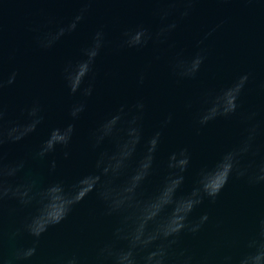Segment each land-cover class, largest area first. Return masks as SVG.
Segmentation results:
<instances>
[{
	"label": "water",
	"instance_id": "obj_1",
	"mask_svg": "<svg viewBox=\"0 0 264 264\" xmlns=\"http://www.w3.org/2000/svg\"><path fill=\"white\" fill-rule=\"evenodd\" d=\"M84 7L88 11L75 32L61 37L51 49L38 46V35L67 25ZM167 7L157 0H92L89 4L82 0H0L3 76L7 80L13 72L17 74L15 82L3 91L5 121L22 119L23 110L37 101L45 115L36 133L5 146L8 159H27V170L47 181L56 178L48 174L49 162L55 158L56 174L71 181L91 167L86 140L96 119L121 106L127 111L137 100L146 104V138L172 115V122L163 129L158 162H165L179 147L187 146L191 152L192 163L177 195L190 191L199 169L237 144L250 123L259 125L256 145L264 156V0H197L184 18L180 12L186 5L178 3L166 21L178 25L167 42L150 41L140 49L119 47L128 29L142 25L156 32L162 24L158 10ZM98 29L105 32L106 45L96 60L93 95H72L61 70L67 61L80 58L81 48L91 42ZM198 51H203L205 60L194 78L173 75L170 65L177 53L190 58ZM141 74L145 77L142 85L138 82ZM245 74L249 79L237 112L217 118L197 133L194 118L206 109L210 94ZM80 100H86L87 110L77 124L71 159L64 160L58 152L48 160L33 161L31 154L48 130L64 123L69 106ZM251 112L257 115L249 122L245 117ZM158 181L159 174L145 190L151 192ZM32 211L14 200L5 202L0 218V250L5 258L18 248L32 246L34 238L26 232L14 239L10 235ZM103 211L94 195L85 198L65 221L39 238L36 254L19 264H61L73 255L81 264H95L98 247L112 238L118 223L115 216H105ZM205 213L209 218L201 230L195 235L182 234L176 251L191 255L193 264L204 258L208 264H222L223 257L246 251L247 240L258 233L264 219V183L253 185L246 179L230 178L215 202L206 200L190 219L198 221Z\"/></svg>",
	"mask_w": 264,
	"mask_h": 264
},
{
	"label": "clouds",
	"instance_id": "obj_2",
	"mask_svg": "<svg viewBox=\"0 0 264 264\" xmlns=\"http://www.w3.org/2000/svg\"><path fill=\"white\" fill-rule=\"evenodd\" d=\"M82 2L89 4L92 0ZM157 2L169 6L158 10L161 27L156 32L142 25L124 31L120 48L140 49L150 41L167 42L178 26L175 21L166 22L175 5H186L180 12V17L184 18L190 15L191 6L197 0ZM87 11V7L81 8L80 14L67 25L38 35V46L51 49L61 37L75 32ZM105 45V32L98 29L91 42L81 48L80 58L64 64L61 77L70 94L79 92L85 98L93 95L95 64ZM204 60L203 51L196 52L190 58L177 53L170 68L177 78L191 79L200 71ZM16 75L13 72L7 80L4 79L0 56V218L8 200L16 201L21 207L32 208V213L21 228L10 235L14 239L26 232L34 239L31 247L18 248L8 258L0 250L3 264H19L33 257L39 238L49 228L65 221L75 206L90 195H94L103 205L105 216L118 219L112 238L98 247L95 264H193V257L183 250L176 251V246L180 244L182 234H197L209 217L205 213L198 221H193L190 219L192 212L206 200L215 202L232 177L246 179L253 185L264 183V156L260 155L256 145L261 131L258 124L250 123L246 134L237 144L223 151L214 162L199 169L190 191L177 195L192 163L191 152L187 146L179 147L162 164L157 161L163 129L172 122V115L169 114L160 128L146 138V104L143 100H137L127 111L125 106H121L102 114L89 128L86 140L91 156L89 170L68 181L56 174L57 161L52 158L48 174L56 178L45 181L27 170V159L9 160L5 150L6 145L17 144L36 133L38 126L45 121L44 109L37 101L23 110L22 119L6 123L3 91L15 82ZM144 79L141 74L138 82L142 85ZM248 79L247 74L242 75L229 86L210 94L208 106L194 118L198 125L197 133L217 118H228L237 112ZM86 110V100L72 103L67 110L66 121L48 130L46 137L33 150L31 159L45 161L58 152L64 160L71 159L72 146L78 135L77 124ZM256 115V112H251L245 119L254 121ZM157 174L158 183L151 192H147L145 185ZM245 247L247 250L238 256L223 257L222 264H264V219L260 221L258 233L247 240ZM61 264H81V261L73 255L62 260ZM198 264H208L207 258Z\"/></svg>",
	"mask_w": 264,
	"mask_h": 264
}]
</instances>
